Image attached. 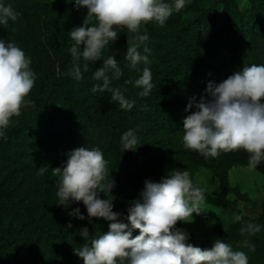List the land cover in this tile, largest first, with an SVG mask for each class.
<instances>
[{
  "label": "clouds",
  "instance_id": "obj_1",
  "mask_svg": "<svg viewBox=\"0 0 264 264\" xmlns=\"http://www.w3.org/2000/svg\"><path fill=\"white\" fill-rule=\"evenodd\" d=\"M190 0H75V7L87 9L83 24L70 31L74 42L69 51L73 65L69 71L75 80L84 79L88 63L102 61L92 78L101 82L92 91L109 92L111 100L119 107L131 111L134 100L128 99L122 90L112 86L123 71L115 56L104 58V49L118 39V28H126L133 34L127 40L125 60L136 69L139 64L148 65L150 49L146 42L150 37L143 27L152 22L163 27L174 12H180ZM20 13L12 5L0 2V26L15 22ZM95 20V23L91 21ZM31 58L15 42L0 40V138L6 139V129L22 109L34 106L28 96L36 82L31 68ZM153 74L144 67L142 75L127 83L142 89L140 96L151 94ZM206 96L198 103H190L195 111L183 121V144L185 149L198 152L205 159L218 157L222 152L244 150L249 153L248 166L255 170L264 162V64L245 66L226 80L216 84L209 82ZM187 110V109H186ZM123 151H135L139 146L136 129L125 131L120 138ZM62 167L52 169L58 177V204L66 206L70 201L82 202L87 210L89 223L92 218L110 221L106 234L91 236L87 227L79 235L85 243L75 248L84 264H249V257L242 250H234L223 239L213 246L201 248L188 243L187 231L176 227L177 222H191L193 213L206 212L205 190L194 183L187 170H172L159 182L146 180L139 198L127 209V215L113 211V199L106 197L115 187L110 178L107 161L99 147H79L67 153ZM47 167L39 169L42 175ZM112 195V194H111ZM79 220L86 217L77 207L69 213ZM242 219L235 216L236 221ZM127 221L125 223L124 221ZM68 227L71 228V222ZM139 235L133 238V231ZM259 226L249 225L245 231H259ZM244 247L255 251V245L245 240Z\"/></svg>",
  "mask_w": 264,
  "mask_h": 264
},
{
  "label": "trees",
  "instance_id": "obj_2",
  "mask_svg": "<svg viewBox=\"0 0 264 264\" xmlns=\"http://www.w3.org/2000/svg\"><path fill=\"white\" fill-rule=\"evenodd\" d=\"M249 1V7L241 9L236 0H223L224 21L203 44L199 25L194 22L189 21L185 26L168 30L147 29L150 39L146 43L156 60L151 70L155 72L156 79L161 78L153 86L151 94L140 96V88L127 83L138 78L125 74L112 80L113 87L120 88L128 99L135 101L131 111L121 109L117 102L111 100L109 92L94 93L92 88L101 83L98 81L73 79L74 86L84 94L75 100L60 94L51 103L52 98L45 93L42 99L46 103L39 104V108L33 107V110L45 111L41 124L24 120L23 125L13 126L24 132L23 138H0V164L10 162L17 170L22 168L38 172L40 168L47 167L42 176L48 178L53 174L52 169L62 167L65 162L53 153L54 140H60L68 152L79 147H99L115 186L118 182L126 181L135 189V193L127 194L112 189L115 194L112 197L113 211L121 213L123 219L131 206L129 201L137 199V194L144 188L141 181L149 174H152L149 178L153 182L159 177L156 175L157 169L150 170V166L166 160L169 141L156 134L148 142L144 133L139 132L141 142L138 148L123 151L120 138L125 132V121L121 116L119 122H115L112 119L114 111L118 115H142L146 117V122L169 135L183 127L180 111L185 112L182 114L186 117L191 114L185 109L188 106L185 90L192 88L200 93L205 92L209 82L219 84L221 75L229 77L237 72L240 61L235 62V57L238 53L264 47V0ZM23 6L17 2V8L13 9L21 13ZM19 20L20 17L16 21ZM8 31L0 30V40L6 38ZM260 62V59H253L246 66ZM70 78L73 77L66 76L64 80L69 82ZM103 107L110 108L109 118L101 113ZM191 109L194 110V106ZM136 123L139 128L144 127L142 121ZM5 185L7 178L0 174V231L11 235L7 239L0 236V264H4L6 258L13 264H84L75 253V248L85 243L79 235L80 230L87 227L91 236L109 231L111 222L103 218L93 217L89 223L82 202L70 201L68 205L61 206L57 196L49 193L50 199L46 198L43 208L36 203L26 208L22 200L15 201L9 197ZM205 196L207 202H223L222 197L214 199L206 193ZM77 207L86 217L85 220L69 215ZM17 215L21 219L15 221L12 216ZM69 222L71 228L68 227ZM124 222L127 223L126 220ZM136 235H139V230L133 231V238ZM212 246L203 244L200 247L210 249Z\"/></svg>",
  "mask_w": 264,
  "mask_h": 264
},
{
  "label": "rangeland",
  "instance_id": "obj_3",
  "mask_svg": "<svg viewBox=\"0 0 264 264\" xmlns=\"http://www.w3.org/2000/svg\"><path fill=\"white\" fill-rule=\"evenodd\" d=\"M236 1L241 9L249 7V0ZM0 2L5 5L10 4L14 9L17 8V2L25 5L21 9L19 21H10L7 26H0V30L3 32L9 30L6 38L2 40L18 44L24 50L26 56L31 58V68L36 73L35 85L28 96L34 106L22 109V114L13 118V123L6 131V137L23 138L24 132L13 126L23 125L24 120L35 123V125L41 124L45 111L33 110V107L39 108V104H44V101L46 103V100L42 99L45 97V93H49L48 96L52 98L49 101L51 103L60 94L63 97H71L73 100L84 95L80 89L74 86V78H70L69 82L65 81L64 78L66 76L72 77L69 75L73 65L69 49L74 42L70 38V31L83 24L87 9L81 7L77 10L74 6L75 0H0ZM224 15L223 0H190V3L183 10L178 13L174 12L163 27L152 22L143 27L146 30L149 28L168 30L181 25L185 26L189 21L194 22L199 25L200 40L203 44L216 29L221 27ZM91 23H95V20ZM117 31L118 39L104 49L103 56L104 58L109 55L115 56L123 75L139 78L142 75L143 68L150 67L151 69L156 60L150 52L143 53V46H141V53L149 56L150 63L148 65L139 64L136 69L130 68L129 62L125 60V55L127 40H132L133 34L122 27L118 28ZM235 59V62L240 61L237 65V71H242L253 59H260L259 64H264V47L255 51H242L237 54ZM85 63L87 62L80 61L84 79L95 81L92 78L93 73L102 66L103 62L88 63L87 72L83 71ZM162 70L163 67L161 66ZM151 72L154 86L161 78L159 76L156 79L154 77L155 72L153 70ZM159 74L162 73L159 72ZM227 78L228 76L225 74L221 75V82ZM141 91L142 89L139 90V92ZM202 96H206V91L200 93L192 88L185 90L188 105L198 103ZM185 109L191 111V114L195 111V107L194 110L188 106ZM109 110L110 108L103 107L101 113L109 118ZM114 112L112 119L115 122H119L120 117L123 116L125 121L123 129L125 131L129 129L137 130L139 142H141L139 132L144 133L145 140L148 142H151L156 134L165 141H169L167 146L169 152L165 156L166 160L158 164L153 163L150 166V170L157 169L156 175H159L155 182H159L162 177H166L172 170H187L190 172L194 183L203 188L206 194L214 199L223 198L222 203L205 201L203 207L206 212L201 215L193 213L191 222H177L176 227L189 233L188 243L200 247L203 244H213L217 239H223L234 250L246 252L249 257V264H264V162L255 170H250L248 166L249 153L244 150L222 152L218 157L205 159L198 152L185 149L182 140L183 127L169 135L170 133H162L157 126L146 122V117L142 115L132 117L124 113L118 115L117 111ZM182 113L185 112L180 111V116L184 120L186 116ZM139 120L144 123V127H138L136 122ZM53 143L55 145L53 153L56 157L66 161L68 151L64 144L60 140H54ZM0 174L7 178L5 188L7 186L9 197L15 199V201L22 200L21 203L26 208L31 207L34 203L43 208L46 198L50 199L48 194L51 193L55 196L59 188L58 177L54 174L45 178L36 170H24L22 168L17 170V167L10 162L0 164ZM150 176L152 174H149L141 182L145 184L146 180H152L149 178ZM127 183L126 181L118 182L113 189H117L124 194L135 193L134 187ZM113 192H111L112 195L108 194V197L104 193H100V198L112 199L115 196ZM138 197L139 194H137V199ZM137 199L135 198L134 201ZM132 202L129 201V204H132ZM237 215L242 216L240 221L235 220ZM12 217L15 221L21 219L20 215ZM249 225L259 226L260 230L256 232L245 231L244 234H241V229L247 230ZM0 236L6 237V239L11 237V235L7 236L4 231H0ZM245 240L255 245V251L243 246L242 242ZM4 264H13V262L6 258Z\"/></svg>",
  "mask_w": 264,
  "mask_h": 264
}]
</instances>
